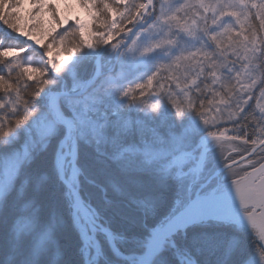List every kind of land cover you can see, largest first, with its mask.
Wrapping results in <instances>:
<instances>
[{
  "label": "snow or ice",
  "instance_id": "6c2138e0",
  "mask_svg": "<svg viewBox=\"0 0 264 264\" xmlns=\"http://www.w3.org/2000/svg\"><path fill=\"white\" fill-rule=\"evenodd\" d=\"M23 2L0 0V264H264V0Z\"/></svg>",
  "mask_w": 264,
  "mask_h": 264
},
{
  "label": "rangeland",
  "instance_id": "374dc122",
  "mask_svg": "<svg viewBox=\"0 0 264 264\" xmlns=\"http://www.w3.org/2000/svg\"><path fill=\"white\" fill-rule=\"evenodd\" d=\"M53 3L58 8L61 19H63L64 17H68L69 19H71L72 17H75L77 15L81 19H87L86 11L83 8L79 7L78 4H76V0H53ZM31 10H32L31 0H24L23 4L19 9L21 15L24 18H27ZM13 11H16V9H13ZM43 12H44V16H43L44 27L45 29H48L51 26H53L54 22L51 20V16L47 8H45ZM62 55L64 54L62 53Z\"/></svg>",
  "mask_w": 264,
  "mask_h": 264
}]
</instances>
